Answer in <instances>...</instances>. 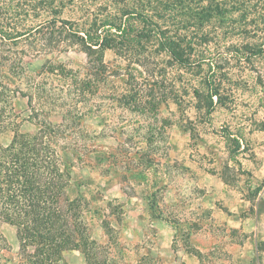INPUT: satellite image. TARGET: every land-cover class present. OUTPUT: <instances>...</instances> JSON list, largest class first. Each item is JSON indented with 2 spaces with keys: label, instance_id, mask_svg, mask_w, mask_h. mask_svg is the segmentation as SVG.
<instances>
[{
  "label": "rangeland",
  "instance_id": "obj_1",
  "mask_svg": "<svg viewBox=\"0 0 264 264\" xmlns=\"http://www.w3.org/2000/svg\"><path fill=\"white\" fill-rule=\"evenodd\" d=\"M18 1L0 0L11 12L19 9ZM53 1L49 5L45 0L22 23H82L112 2ZM243 1L247 31L214 20L205 29L213 55L206 44L199 46L206 58L218 60L222 72L225 96L220 102L215 98L211 113L205 103L208 66L175 65L166 53H151L149 46L148 59L133 64L129 54L107 50L106 71L99 76L97 70L89 71L77 46L45 57L34 56L32 36L17 46H2L7 58L31 62L28 79L51 96L41 107L52 112L50 121L63 124L68 111L82 118L76 135L90 159L75 157V176L96 209L92 238L107 246L105 258L100 255L107 264H264V53L242 49L264 42V0ZM182 21L159 22L171 35L190 40L191 27ZM240 25L231 23L230 28ZM230 45L240 49L228 51ZM46 59L66 64L76 83L39 75ZM89 80L95 81L90 94L85 100L76 97ZM135 91L138 97L132 96ZM13 98L16 113L27 120V98ZM34 105L39 106L37 96ZM22 129L33 131L34 126L24 122ZM103 221H108L105 231ZM1 233L3 247L15 258H0V264H31L30 258L18 257L19 230L3 225ZM49 259L54 263L55 258ZM58 264L89 263L79 251H70Z\"/></svg>",
  "mask_w": 264,
  "mask_h": 264
},
{
  "label": "trees",
  "instance_id": "obj_2",
  "mask_svg": "<svg viewBox=\"0 0 264 264\" xmlns=\"http://www.w3.org/2000/svg\"><path fill=\"white\" fill-rule=\"evenodd\" d=\"M33 2L19 0V9L13 12L9 4L0 2V258H15L2 245L1 227L10 225L19 230L22 248L18 257L30 258L31 264H50L49 258H55L52 264H58L70 251H79L89 264H107L106 259L100 258V255L105 258L107 246L92 238L96 209L86 199L82 184L75 176L77 161L90 159L89 150H81L76 135L82 118L68 111L62 115L63 124L50 121L48 116L52 112L41 107L51 96L40 84L36 86L28 79L31 62L21 56H16L17 60L7 58L2 46L11 48L22 39L30 41L28 37L32 36L29 47L38 57L48 56L64 46H77L87 57L89 71L97 70L98 76L99 72L106 71L104 57L107 50H117L120 56L129 54L130 64L135 59L137 63L147 60L150 47L151 53H166L170 62L181 67L199 69L207 65L208 97L205 103L211 113L215 98L220 102L225 95L221 89L223 80L218 60L206 58L204 50L199 48L206 44L205 49H208L209 31L205 29L217 20L222 24L230 22L228 29L245 32L247 29L242 23L246 24L249 14L243 0H112L110 6L106 4L105 11L82 23L61 20L58 26L53 19L45 24L26 26L22 21L39 11L38 5L44 4L45 0ZM23 3L30 6L29 9L23 8ZM236 13H239L238 18L234 17ZM177 17L191 27L193 36L190 40L171 35L159 22ZM231 23L241 25L230 28ZM245 48L252 53H264V42L245 45L242 49ZM226 49L240 47L230 45ZM208 52L213 55L210 49ZM38 73L42 76L53 74L65 83H76V77L67 65L53 59H46ZM89 81L81 84L76 97L84 99L90 94L95 81ZM133 94L139 96L138 91ZM194 95H199L197 90ZM19 96L27 98L30 108L27 120L20 119L14 108L13 97ZM36 96L38 107L34 105ZM24 122L31 123L34 130L24 131ZM120 150L123 152V147ZM107 224L108 221L100 223L104 231Z\"/></svg>",
  "mask_w": 264,
  "mask_h": 264
}]
</instances>
